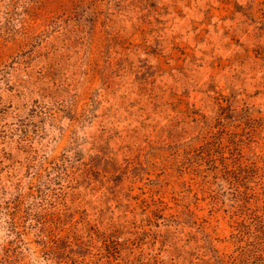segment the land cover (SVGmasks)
I'll return each instance as SVG.
<instances>
[{
    "label": "rangeland",
    "instance_id": "374dc122",
    "mask_svg": "<svg viewBox=\"0 0 264 264\" xmlns=\"http://www.w3.org/2000/svg\"><path fill=\"white\" fill-rule=\"evenodd\" d=\"M262 207L264 0H0V264H241Z\"/></svg>",
    "mask_w": 264,
    "mask_h": 264
},
{
    "label": "trees",
    "instance_id": "16d2710c",
    "mask_svg": "<svg viewBox=\"0 0 264 264\" xmlns=\"http://www.w3.org/2000/svg\"><path fill=\"white\" fill-rule=\"evenodd\" d=\"M249 168L253 173L257 171L255 162L249 166L237 165L238 176L246 175ZM247 196V192H242L239 195V200H244ZM235 230L236 233L233 238L240 243L238 254L241 264H264V207L250 212L247 221L237 222Z\"/></svg>",
    "mask_w": 264,
    "mask_h": 264
}]
</instances>
